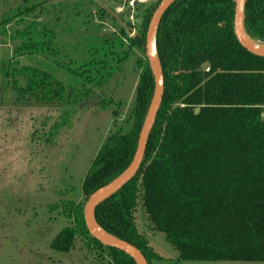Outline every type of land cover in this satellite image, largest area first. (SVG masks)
<instances>
[{"label": "trees", "instance_id": "trees-1", "mask_svg": "<svg viewBox=\"0 0 264 264\" xmlns=\"http://www.w3.org/2000/svg\"><path fill=\"white\" fill-rule=\"evenodd\" d=\"M235 8L234 0H178L163 16L156 45L164 96L144 161L95 213L102 230L137 248L148 264L164 260L140 231V212L152 232L166 235L179 263H264V58L236 40ZM148 11L146 23L154 7ZM244 26L264 45V0H246ZM140 42L131 46L139 48ZM204 63L210 64L208 73ZM22 72L27 85L17 91L38 104L56 105L66 93L75 97L45 72ZM153 94L146 65L133 123L125 133H111L94 159L83 182L88 197L130 166ZM75 219L79 231L65 229L54 250L69 251L80 233L106 249L113 264H136L91 237L81 208Z\"/></svg>", "mask_w": 264, "mask_h": 264}, {"label": "rangeland", "instance_id": "rangeland-1", "mask_svg": "<svg viewBox=\"0 0 264 264\" xmlns=\"http://www.w3.org/2000/svg\"><path fill=\"white\" fill-rule=\"evenodd\" d=\"M161 2L0 0V264H113L80 233L67 252L52 244L67 228L79 231L86 175L110 134L133 123L149 68L146 34ZM23 69L49 74L75 97L36 103L17 91L27 85ZM138 220L161 264H264L179 263L166 235L152 232L141 212Z\"/></svg>", "mask_w": 264, "mask_h": 264}, {"label": "water", "instance_id": "water-1", "mask_svg": "<svg viewBox=\"0 0 264 264\" xmlns=\"http://www.w3.org/2000/svg\"><path fill=\"white\" fill-rule=\"evenodd\" d=\"M177 1L178 0H162L160 5L154 12L148 26L145 49L149 62V70L154 81V94L142 129L140 131L134 158L130 166L121 176L89 196L84 209V220L91 237L97 240L103 246L127 255L128 257L133 259L136 264H148V262L137 248L127 242L109 235L104 230H102L96 223L95 213L103 204H105L108 200L115 196L137 175L144 161L147 144L152 130L155 126L157 115L164 96V76L156 45L157 32L163 16ZM234 2L236 5L234 15V34L236 40L250 54L259 58H264V45L258 44L253 41L247 35L245 30L244 18L246 0H234ZM250 40L260 45L261 47L252 44ZM201 69L204 73H208L210 70V64L204 63L201 66ZM199 112L200 110L196 109L195 114H198Z\"/></svg>", "mask_w": 264, "mask_h": 264}, {"label": "bare ground", "instance_id": "bare-ground-1", "mask_svg": "<svg viewBox=\"0 0 264 264\" xmlns=\"http://www.w3.org/2000/svg\"><path fill=\"white\" fill-rule=\"evenodd\" d=\"M143 1V0H142ZM251 41V40H250ZM252 42V44H254V45H256V46H260V45H258V44H256L255 42H253V41H251ZM261 47V46H260Z\"/></svg>", "mask_w": 264, "mask_h": 264}, {"label": "flooded vegetation", "instance_id": "flooded-vegetation-1", "mask_svg": "<svg viewBox=\"0 0 264 264\" xmlns=\"http://www.w3.org/2000/svg\"><path fill=\"white\" fill-rule=\"evenodd\" d=\"M210 71V70H209Z\"/></svg>", "mask_w": 264, "mask_h": 264}]
</instances>
